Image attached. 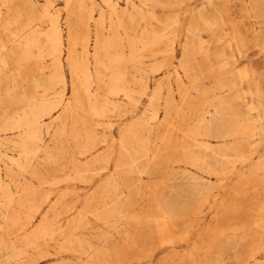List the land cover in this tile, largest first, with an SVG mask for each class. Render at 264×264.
<instances>
[{"label":"bare ground","instance_id":"obj_1","mask_svg":"<svg viewBox=\"0 0 264 264\" xmlns=\"http://www.w3.org/2000/svg\"><path fill=\"white\" fill-rule=\"evenodd\" d=\"M62 1L55 7L54 0H0V264H24L29 249L59 236L58 251L120 264L112 235L124 221L138 222L128 207L133 194L155 183L156 169L168 189L153 192L147 219L159 243L171 247L172 226L190 222L233 174L264 176V103L255 98L251 62L237 64L250 49H264V36L246 19L245 0L239 9V0ZM202 31L211 39L204 41ZM191 90L202 97L196 104ZM96 178L63 226L69 185ZM256 212L221 226L219 245L215 224L204 246L216 251L208 264L229 255L256 264L255 252L264 249V203ZM88 213L107 227L94 232L105 241L76 231L87 226ZM9 230L21 235L7 241ZM241 239H255L242 259L229 251Z\"/></svg>","mask_w":264,"mask_h":264},{"label":"rangeland","instance_id":"obj_2","mask_svg":"<svg viewBox=\"0 0 264 264\" xmlns=\"http://www.w3.org/2000/svg\"><path fill=\"white\" fill-rule=\"evenodd\" d=\"M39 1L42 2L43 0ZM191 1L194 2L195 0ZM54 4L55 7H61L63 1L54 0ZM240 5H242L241 0H239L236 9H239ZM245 5L248 7V10L246 11V19L252 25L255 33L264 36V0H245ZM165 12H167V10L157 7L158 14L163 15ZM249 12L251 14H254L255 12V14L251 15ZM184 14V10L180 9L178 17L182 19ZM201 34L204 41L211 39L210 33L202 31ZM175 53L177 55L180 54V47H176ZM247 61H250L252 67L255 69V76L252 80L255 98L264 103V49H250L247 56L238 58L237 64L242 66V64ZM212 63L213 65H216L217 60L213 58ZM162 76L163 73H160L157 75V78H162ZM152 84L153 82L151 81L150 85ZM211 84L210 78H205L203 80L204 86L209 87ZM173 88V96L178 101L181 97L180 92L175 85H173ZM244 89V87L239 89L240 95L244 94ZM163 91L166 92L165 89ZM199 99L201 100L202 97L199 96L196 91L191 90L190 100L192 103L196 104ZM142 101H144V99ZM139 107L141 109L143 104ZM236 108L239 109L241 117L247 118V113L241 104L237 103ZM162 114L163 112L160 111V115ZM127 117H129V115ZM123 120H127V118L124 117ZM176 131L177 129L170 127L168 133L171 135H177L176 141L181 142V137ZM111 133L114 136H118L117 124H113ZM210 141H213L214 144L217 143L214 138H210ZM250 145H252V143H250ZM260 151H263V148H260ZM109 168L112 169L113 165L110 164ZM106 171L108 172L109 170ZM106 171L103 172L102 176L105 175ZM244 175L245 174L242 175L243 177H239L237 173L235 175L233 174L229 183L219 189L217 196L212 203H203L201 211L193 215L190 222L185 225L174 224L172 226V236L174 237V240L173 247H171L159 243L152 233V223L149 224L147 219V213L153 209V192L168 189L167 186L158 183L163 179V174L161 169H156L150 178L155 181V183H150L149 187L142 192L133 194L131 205L128 207L131 213L140 215L138 222H128L127 224L124 221L123 226L125 230H127L126 234L123 233V226L119 233L113 232L114 235H112V241L116 247V252H118L121 257L120 264H208V261L215 256L216 251L207 252L204 246L211 241V231L215 224L216 232H218L216 234L217 237H215V243L219 245L223 241L221 226H223L224 229L227 227L228 223H237L243 219H253V217L257 215L256 209L259 205L264 203L263 174H255L250 177H244ZM205 176L207 175L205 174ZM209 178L214 179V176ZM143 180H148V177L145 176ZM96 181L97 178L91 183L77 181L73 183V185H69L71 192L68 194L66 201L71 205V208L69 212L60 219L63 226H66V224L75 218L74 214L82 207L84 197L92 193L95 189ZM64 185H66V183H64ZM60 187L54 189L51 194L52 198H55L58 194ZM166 193L175 197L174 193ZM96 203L98 202H95L94 204ZM86 220V227L83 225L82 228L78 227L76 229V231L82 233L80 236H84L94 242L105 241L104 239H96L94 232L97 228H103L106 230L107 227L99 224L89 213L86 216ZM82 221L84 224L85 219H82ZM20 235L21 234H14L9 230L7 241H14L16 240L15 238ZM125 235L131 237L130 239L132 243L126 239ZM185 237H187V239H185ZM253 240L254 241L241 239L237 241L235 246L229 249V251L235 254L238 258H245L247 255L246 253L251 251V249H254L255 239ZM60 241L61 237L59 236L56 240H47V243L42 245L39 250L29 249L24 264H97L95 261L87 259L85 254H78L73 251H58V244ZM255 255L258 258L256 264H264V249H258L255 252ZM229 256H231V258L224 259L220 264H239V261L235 256ZM191 258H193V260ZM2 259H4V256L0 254V260ZM247 264H251V262L247 261Z\"/></svg>","mask_w":264,"mask_h":264}]
</instances>
